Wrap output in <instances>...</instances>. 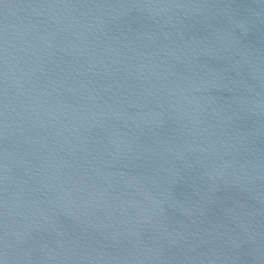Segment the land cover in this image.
I'll return each mask as SVG.
<instances>
[{
  "label": "water",
  "instance_id": "1",
  "mask_svg": "<svg viewBox=\"0 0 264 264\" xmlns=\"http://www.w3.org/2000/svg\"><path fill=\"white\" fill-rule=\"evenodd\" d=\"M2 264H264V0H0Z\"/></svg>",
  "mask_w": 264,
  "mask_h": 264
},
{
  "label": "snow or ice",
  "instance_id": "2",
  "mask_svg": "<svg viewBox=\"0 0 264 264\" xmlns=\"http://www.w3.org/2000/svg\"><path fill=\"white\" fill-rule=\"evenodd\" d=\"M0 264H2V261H0Z\"/></svg>",
  "mask_w": 264,
  "mask_h": 264
}]
</instances>
